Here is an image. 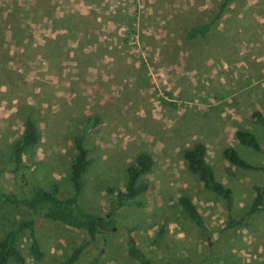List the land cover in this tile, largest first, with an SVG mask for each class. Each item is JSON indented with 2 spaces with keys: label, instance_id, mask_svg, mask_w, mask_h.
Instances as JSON below:
<instances>
[{
  "label": "rangeland",
  "instance_id": "obj_1",
  "mask_svg": "<svg viewBox=\"0 0 264 264\" xmlns=\"http://www.w3.org/2000/svg\"><path fill=\"white\" fill-rule=\"evenodd\" d=\"M0 0V188L19 199L33 187H58L73 195V137L87 126L91 164L83 175L79 204L103 216L112 211L107 189H123L126 167L140 153L152 167L140 208L115 213V227L102 233L76 264H138L126 249L127 229L153 264H264V212L247 214L261 171L240 169L223 156L233 147L246 162L264 156L240 144L250 131L264 149V129L252 115L264 107V0ZM214 23L205 39L186 31ZM38 141L13 160L26 118ZM207 148L217 181L232 191L235 219L224 200L188 170L183 152ZM187 195L202 216L201 231L178 203ZM23 206L0 204V236L27 220ZM114 229V230H113ZM36 237L45 256L28 253L27 232L18 237L24 264H59L88 239L38 217Z\"/></svg>",
  "mask_w": 264,
  "mask_h": 264
},
{
  "label": "trees",
  "instance_id": "obj_2",
  "mask_svg": "<svg viewBox=\"0 0 264 264\" xmlns=\"http://www.w3.org/2000/svg\"><path fill=\"white\" fill-rule=\"evenodd\" d=\"M231 0H223L222 5L216 15V19ZM214 23L194 25L186 31V39L194 40L197 38L205 39L212 30ZM255 124L260 125L264 129V107L261 111H256L252 115ZM87 126L81 128L73 137V143L76 150L74 162L70 168L69 181L73 189V195L68 199L58 198V187L54 185L50 190L43 187H33L28 197L19 199L13 193H5L0 188V204H10L23 206L32 212V216L20 221L13 228H7L0 236V264H24L25 258L18 245V237L21 233L27 232L31 240L28 253L35 260L40 261L44 258L45 253L41 249L36 237L37 218H43L47 221L60 223L63 226L84 231L88 235V239L80 242L59 264H76L82 255L91 247L102 233H106L115 227V213L118 209L130 206L140 208L144 205L141 199L149 185L141 183V176L148 173L152 167V159L146 153H140L126 167V183L123 189L114 191L112 187L107 189L109 199H112V211L106 215L98 216L87 212L79 204V198L83 191V175L91 164L88 158L89 149L85 146ZM38 130L36 124L31 118H26L24 123L23 134L13 150V160L17 167L23 164V154L27 147L34 145L38 141ZM237 141L253 151L264 156V149L257 141L254 134L247 130H237L235 132ZM207 148L201 142L195 143L191 148L183 152V158L187 163L188 170L193 174L208 191L221 197L225 202L228 212L229 221L224 231L233 230L243 224L244 218L235 219L231 215L233 208L232 191L229 187L224 186L217 181L213 168L207 161ZM224 158L233 166L245 170L261 171L264 175V166H254L246 162L236 152L233 147H227L223 151ZM254 198L250 204L247 214L252 215L258 211L264 212V177L260 185H255ZM178 203L189 219L203 232L206 231L202 216L198 212L195 204L187 195H182L178 199ZM132 230L127 229L126 249L130 258L138 264H153L146 254L138 248L136 242L131 235ZM88 264H99L98 258H94ZM115 264H125L117 262ZM161 264H171L169 262Z\"/></svg>",
  "mask_w": 264,
  "mask_h": 264
},
{
  "label": "crops",
  "instance_id": "obj_3",
  "mask_svg": "<svg viewBox=\"0 0 264 264\" xmlns=\"http://www.w3.org/2000/svg\"><path fill=\"white\" fill-rule=\"evenodd\" d=\"M260 212H262V211H260Z\"/></svg>",
  "mask_w": 264,
  "mask_h": 264
},
{
  "label": "water",
  "instance_id": "obj_4",
  "mask_svg": "<svg viewBox=\"0 0 264 264\" xmlns=\"http://www.w3.org/2000/svg\"><path fill=\"white\" fill-rule=\"evenodd\" d=\"M114 230V229H113Z\"/></svg>",
  "mask_w": 264,
  "mask_h": 264
}]
</instances>
